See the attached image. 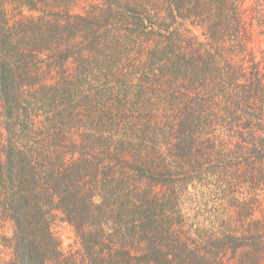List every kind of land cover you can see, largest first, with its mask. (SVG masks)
<instances>
[{"label": "trees", "instance_id": "obj_1", "mask_svg": "<svg viewBox=\"0 0 264 264\" xmlns=\"http://www.w3.org/2000/svg\"><path fill=\"white\" fill-rule=\"evenodd\" d=\"M73 2L0 0V264H264L261 198L234 191L264 187V0ZM197 183L224 188L209 227Z\"/></svg>", "mask_w": 264, "mask_h": 264}, {"label": "rangeland", "instance_id": "obj_2", "mask_svg": "<svg viewBox=\"0 0 264 264\" xmlns=\"http://www.w3.org/2000/svg\"><path fill=\"white\" fill-rule=\"evenodd\" d=\"M94 2V0H93ZM91 0H75L72 4V9L74 12H83V9H87L92 3ZM254 0H245V5H251L253 4ZM23 13L25 15H32L35 17H40L43 13L40 11H33L29 10L27 6L23 7ZM255 16L252 24V28L254 29V38H253V44L255 45V48L259 51L264 52V4L259 3L258 7L255 9ZM252 11H249V17H251ZM185 24L189 27V30L192 33L198 34L201 36L202 28L196 27L194 25H191L189 22H185ZM5 121L3 119V116L0 115V122ZM196 186V187H195ZM200 184H194L193 187H191L190 192L195 194V201L197 204H193V209L195 211H199V215L201 212V215L198 217V221H195V226L203 227L204 225L208 226L212 222V218L210 217L211 212L213 211V208L217 205H220L221 201L223 200L221 197L224 194V188L223 190L220 189V187L217 188L220 190H216L217 193L213 190L216 189L214 186L206 187ZM225 187V186H224ZM201 191H203L206 194L205 199L208 197L207 200H203V195L201 194ZM206 191V192H205ZM235 196L239 198H250V196H253L255 199L260 196L261 201L260 205L264 208V187L259 188H253L248 183H242L237 188L234 189ZM221 193V194H219ZM228 191V195H229ZM200 195V197H199ZM257 195V196H256ZM226 197V196H224ZM200 199V202L198 200ZM200 206V209L198 207ZM259 209L262 210V208L257 204ZM220 207V206H218ZM208 210H210L208 212ZM260 215V211H257V216ZM51 230L54 233L55 237L59 241L60 249L64 253H70L75 252L81 248V242L80 238L76 233V230L72 224H70L68 221H66L62 214L58 212L55 213L54 220L51 223ZM14 234V224L9 219H2L0 220V262L9 261L13 258V248H12V242L11 238Z\"/></svg>", "mask_w": 264, "mask_h": 264}]
</instances>
